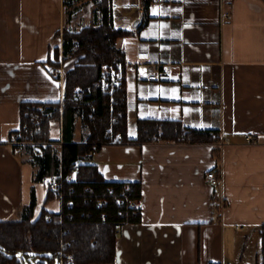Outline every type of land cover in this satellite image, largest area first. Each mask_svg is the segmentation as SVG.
<instances>
[{
    "label": "crops",
    "instance_id": "obj_1",
    "mask_svg": "<svg viewBox=\"0 0 264 264\" xmlns=\"http://www.w3.org/2000/svg\"><path fill=\"white\" fill-rule=\"evenodd\" d=\"M81 2V0H79ZM112 0V26L128 32L124 53L127 138L103 146L83 163L104 181L140 183L139 224L121 227L114 262L105 264H257L264 224V0ZM64 0H0V221L15 220L30 203L58 213L59 198L45 203L48 179L9 145L21 127L26 103L61 104L64 70L54 77L48 60L62 46ZM90 18V16H89ZM90 20V19H89ZM72 23V24H71ZM129 64L159 65L158 81H146ZM61 115V114H60ZM178 121L184 128L218 132L213 143H132L139 120ZM89 131L78 119L72 143ZM49 138L63 146L62 120ZM39 143V142H38ZM77 164V163H76ZM219 170L213 187L206 173ZM214 191L224 202L216 211ZM258 253L253 261L251 247ZM256 254V253H255ZM253 261V262H252Z\"/></svg>",
    "mask_w": 264,
    "mask_h": 264
},
{
    "label": "trees",
    "instance_id": "obj_2",
    "mask_svg": "<svg viewBox=\"0 0 264 264\" xmlns=\"http://www.w3.org/2000/svg\"><path fill=\"white\" fill-rule=\"evenodd\" d=\"M79 0H64V18L67 24L79 9ZM143 22L147 17L149 0H142ZM87 26L77 32L66 27L62 30L60 52L54 49L48 60L49 69L59 68L67 59H74L71 69L65 71L60 105H48L49 116L41 118L35 128V141L51 143L49 129L52 122L62 120L63 146L57 150L51 145H38L34 164L38 170L35 182L57 177L61 189L56 192L46 184L45 203L59 198L63 193L61 210L58 213L42 210L34 218L35 192L31 190L30 203L21 209L15 220L0 221V264H65L69 255L73 264H105L114 262L116 240L121 227L139 224L141 213L127 207L125 201L114 199L140 198V183H113L104 181L97 168L83 160L92 157L109 144H125L127 138L125 81L114 88L111 96L103 94L99 82L102 74L110 68L124 65L125 56L118 46L119 40L128 32L112 26V0H93ZM81 94L74 96V92ZM38 104L31 112L22 108L21 126L29 125ZM61 114V115H60ZM78 119L89 131L84 144L72 143L74 126ZM110 129L107 131V129ZM218 141V132L187 129L178 121L139 120L135 144L164 143H213ZM30 151L32 150L29 149ZM77 163L79 172L72 167ZM128 189L124 191V187ZM107 188L112 192L108 193ZM123 192L125 195H123ZM216 191L212 202L216 211L224 202ZM70 201V205L67 204ZM101 202V207L95 204ZM260 253L257 264H264V224L260 227ZM66 244H68L66 246Z\"/></svg>",
    "mask_w": 264,
    "mask_h": 264
},
{
    "label": "built area",
    "instance_id": "obj_3",
    "mask_svg": "<svg viewBox=\"0 0 264 264\" xmlns=\"http://www.w3.org/2000/svg\"><path fill=\"white\" fill-rule=\"evenodd\" d=\"M231 0H220V7L222 8V19L227 20L229 19V14L225 11H223V6L228 4ZM129 70L134 72L138 77L144 78L146 81H158L160 80L161 76L167 75V72H161L159 70V65L158 64H153V63H146V64H141V63H133L129 64ZM52 74L54 77H58L61 75V70L57 68H53ZM126 77V72L124 70V65L118 64L117 67L115 68H110L108 71L104 72L100 78L99 86L100 90L103 94H107L111 96L113 94L114 88L117 87L122 81H125ZM81 94V90L74 92V96H78ZM32 103H26L24 104V110L26 112H31L33 108ZM48 105L46 104H38L35 115H32L29 118V125L28 126H21L19 129H17L15 132L10 137L9 140V145L15 150L16 154L21 155L24 148L26 146H30L32 150L30 151L29 158L28 160L30 162H34L35 156L38 154L36 147L40 145V143L35 141V128L40 125L41 118L43 116H49L52 111H48ZM110 129L108 128L107 131ZM92 155H95V152H92ZM80 170L79 165L75 164L72 167V171L74 173H78ZM206 180L207 182L213 186H219L220 184V172L219 170H210L209 172L206 173ZM48 187L56 192H59L61 189V184L58 181L57 177H50L48 179ZM128 187H124V191L127 190ZM107 192L111 193L112 189L107 188ZM123 195L124 192H123ZM63 193L60 192L59 194V200L60 202L63 199ZM116 202H122L123 200L125 201L127 207L132 208L136 211H140V200L137 199L136 197L129 199L127 196L125 198H115L114 199ZM67 204L70 205V201H67ZM101 202H97L95 204L96 208L101 207ZM68 244H66L67 246ZM66 263L65 264H73L72 259L70 258L69 255L65 256Z\"/></svg>",
    "mask_w": 264,
    "mask_h": 264
},
{
    "label": "rangeland",
    "instance_id": "obj_4",
    "mask_svg": "<svg viewBox=\"0 0 264 264\" xmlns=\"http://www.w3.org/2000/svg\"><path fill=\"white\" fill-rule=\"evenodd\" d=\"M92 1L93 0H81L82 3L78 2V3H80L79 4L80 6H79L78 11L75 12V16H74V19L72 21V23H73L72 26H75V28L79 29L82 25L85 24V22L87 23V21H90L89 20L90 19L89 16H91L90 12L92 10V8H91ZM65 62H66V65L64 66V70H67V68H69V67L71 68L73 66L74 59L73 58L67 59ZM57 69L61 70L60 67L57 68ZM93 157L94 158H92V162H93L94 159H96L95 155ZM257 253H258L257 248H255V246L251 247L250 255H251V257H253V261L255 260V257L257 255ZM30 263H37V260L30 259V260H25L24 261V264H30Z\"/></svg>",
    "mask_w": 264,
    "mask_h": 264
}]
</instances>
